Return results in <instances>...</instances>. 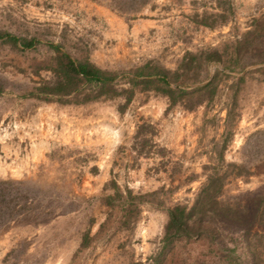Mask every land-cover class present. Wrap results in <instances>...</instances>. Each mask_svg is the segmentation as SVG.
I'll list each match as a JSON object with an SVG mask.
<instances>
[{
	"label": "rangeland",
	"instance_id": "1",
	"mask_svg": "<svg viewBox=\"0 0 264 264\" xmlns=\"http://www.w3.org/2000/svg\"><path fill=\"white\" fill-rule=\"evenodd\" d=\"M119 3L138 4L0 0V30L39 41L0 39V264H264V0H152L134 14ZM250 31L241 66L210 63L217 91L191 110L154 90L77 104L39 89L50 43L129 75L150 61L176 70L188 52L230 58ZM217 172L235 218L160 255L169 208L192 207Z\"/></svg>",
	"mask_w": 264,
	"mask_h": 264
},
{
	"label": "trees",
	"instance_id": "2",
	"mask_svg": "<svg viewBox=\"0 0 264 264\" xmlns=\"http://www.w3.org/2000/svg\"><path fill=\"white\" fill-rule=\"evenodd\" d=\"M111 1L138 2L131 5L119 3L113 6L121 12L134 14L152 0ZM211 15L225 17L221 13ZM201 23L207 26L215 24V22H209L206 17ZM252 34L253 32L250 31L243 39L236 42L233 52L229 55L230 58H226V54L219 49L188 52L176 70L150 61L132 70L129 75L126 72L104 69L89 59L74 58L62 45L50 43L55 59V64L52 66L53 77L46 80L39 89L46 100H51L53 97L64 103L77 104L118 96H124L127 102H131L138 90H154L167 96L171 105L181 104L184 108L191 110L202 105L217 91L219 71L205 82L208 78L203 75V72L207 70L209 64L221 62L231 70L240 67L242 55H246L251 48ZM0 39L23 48H32L39 43L36 38L21 37L2 30H0ZM244 48H247L245 53ZM194 84L197 85L192 87ZM149 127H152L151 124H140L137 136L147 133ZM225 182L224 174L219 172L210 174L192 207L178 204L169 208L163 251L160 255H163L177 241L215 237L219 222L235 218L236 209L231 204L220 200ZM111 185L121 195L117 181L113 180ZM129 193L131 194L130 190ZM108 199L109 205H112L114 196L110 195ZM89 237L90 235L87 234L85 239ZM159 263L160 257H155L154 263L150 264Z\"/></svg>",
	"mask_w": 264,
	"mask_h": 264
}]
</instances>
